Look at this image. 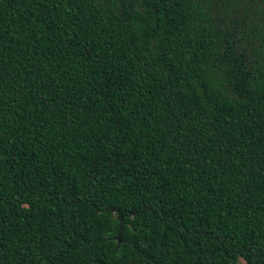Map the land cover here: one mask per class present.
Instances as JSON below:
<instances>
[{
    "label": "trees",
    "instance_id": "1",
    "mask_svg": "<svg viewBox=\"0 0 264 264\" xmlns=\"http://www.w3.org/2000/svg\"><path fill=\"white\" fill-rule=\"evenodd\" d=\"M264 264V0H0V264Z\"/></svg>",
    "mask_w": 264,
    "mask_h": 264
},
{
    "label": "rangeland",
    "instance_id": "2",
    "mask_svg": "<svg viewBox=\"0 0 264 264\" xmlns=\"http://www.w3.org/2000/svg\"><path fill=\"white\" fill-rule=\"evenodd\" d=\"M239 263H240V264H243L244 262H243V260H242V259H240V260H239Z\"/></svg>",
    "mask_w": 264,
    "mask_h": 264
}]
</instances>
